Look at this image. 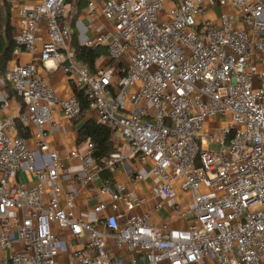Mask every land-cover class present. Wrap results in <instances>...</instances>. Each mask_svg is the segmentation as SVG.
<instances>
[{
	"label": "built area",
	"instance_id": "1",
	"mask_svg": "<svg viewBox=\"0 0 264 264\" xmlns=\"http://www.w3.org/2000/svg\"><path fill=\"white\" fill-rule=\"evenodd\" d=\"M18 1L6 0L19 17L18 49L33 53L45 25L41 61H56L86 92L96 122L130 146L138 180L157 183L150 199L133 197L102 177L119 154L101 167L91 142L66 157L53 151L47 128H59L58 114L79 118L76 95L62 99L34 63L0 73V110L10 89L23 102L0 123V249L11 251L1 264H64L58 229L83 239L71 264H264V0H90L85 30L107 26L82 45L105 48L115 62L95 75L74 58L66 0ZM211 8L233 9L242 26L226 12L206 18ZM17 122L35 129L36 148ZM22 173L36 184H20ZM82 190L91 216L79 214ZM178 192L192 194L172 205L186 228L137 214Z\"/></svg>",
	"mask_w": 264,
	"mask_h": 264
},
{
	"label": "crops",
	"instance_id": "2",
	"mask_svg": "<svg viewBox=\"0 0 264 264\" xmlns=\"http://www.w3.org/2000/svg\"><path fill=\"white\" fill-rule=\"evenodd\" d=\"M5 2L4 0H0V14L3 16L2 17L0 15V24H2V18H5V14L8 13L10 24L13 29V35L15 38L20 29L19 17L16 14L14 8H12V6H10L7 2V5H5ZM37 2L38 0H19L18 7L31 8ZM89 2L90 0H84L82 1V3H80V0H78L76 4V15L71 18V23H67L73 36L76 33L73 29H77V38L81 45L83 44V40L85 37L93 40L96 34L102 31L107 26L104 23H99L96 31L89 32L85 30V26L88 23L85 14L88 9ZM97 2L100 4V0H97ZM224 12H226L230 16L231 21L235 26H237L238 28L242 26L238 21L237 13L233 9L211 8L210 10H208L206 18L214 22H219V17ZM38 35L43 41L46 40L45 25H41ZM42 40L37 43V49L33 53H29L25 50H20L17 48L14 51L12 60L9 61L5 67H3L0 63L1 73L6 74L8 73V71L19 65L34 63L38 66L39 76L44 79L62 99H68L74 95L75 86L71 79L61 71V69L59 68V64L56 61H48L46 63L41 61ZM110 66H115V62L110 59L109 54L107 59H100L97 62L98 70ZM9 94L10 98L7 101L6 109L0 110V123L9 116L18 115V113L23 110L22 100L16 97L11 89L9 91ZM96 118V113L92 108L84 119L77 118L75 120H68L65 119L63 115L58 114L56 117V121L59 124V128L57 130H53L49 126L46 131L47 141L51 149L53 151H56L62 157H66V155L73 150H83L85 144L78 143L79 131L87 121L93 120L96 122ZM20 128L26 130L24 131V134L26 133L27 136H23L22 134H20ZM16 129L19 136L26 138L30 146L32 148H36L34 141L35 129L33 127L26 126L20 122H17ZM113 140L116 153L121 156L122 160L114 167L107 169L113 173L112 179L103 178V180H109L112 185H123L125 187V194H129L133 197L146 196L150 199L152 188L157 183V179L154 177H147L145 179L138 180L137 171L141 169V165L139 164L138 160L132 156L130 146L121 137L113 138ZM63 160L66 165L72 166L74 169H77L78 165L76 163L70 162L65 158ZM145 168L148 169V166H146ZM18 182L26 187H32L36 184L35 178L25 173L19 174ZM97 186H99V184H97ZM187 196L188 195L186 194L178 192L172 197V199L163 203V207H161L160 209L156 208L157 203L160 202L159 200H149L145 206L137 210V214L144 215L146 213H150L151 222L156 227H160L164 223H169L176 228L184 229L188 226L189 223L188 221L180 220L173 215L172 205L176 202L184 205L188 198ZM88 197V193L85 190H82L78 201V211L79 214H82L83 216L93 215L92 210L94 207V202L89 201ZM57 232L60 239L68 243L67 249H64V251L62 250L63 253L60 256V261L64 264H71L70 256L74 251L77 250L80 253L85 252L83 239H73L69 235V233L60 231L59 229L57 230ZM17 247L19 248L20 245L18 244ZM10 256L11 251H3L0 249V264L4 260L10 258Z\"/></svg>",
	"mask_w": 264,
	"mask_h": 264
},
{
	"label": "trees",
	"instance_id": "3",
	"mask_svg": "<svg viewBox=\"0 0 264 264\" xmlns=\"http://www.w3.org/2000/svg\"><path fill=\"white\" fill-rule=\"evenodd\" d=\"M71 1L72 0H66V4H71ZM82 1L84 0H80V3H82ZM5 5H7L6 2ZM2 20V24H0V63L5 67L6 64L12 60L14 51L18 48V45L13 35L9 14L6 13L5 18H2ZM71 45L77 64L87 69L90 74L95 75L98 72L97 62L103 56V47H86L81 45L78 41L77 33H75L74 36L72 35ZM74 94L81 105L79 118L84 119L91 111V101L84 90L74 87ZM24 131L26 130L20 128V134L27 136L26 133L24 134ZM87 142L93 144L94 160L101 167H105L106 162L116 153L111 131L93 120L87 121L79 131L78 143L86 144ZM112 175L113 173L107 169H104L102 173L103 178L112 179Z\"/></svg>",
	"mask_w": 264,
	"mask_h": 264
},
{
	"label": "rangeland",
	"instance_id": "4",
	"mask_svg": "<svg viewBox=\"0 0 264 264\" xmlns=\"http://www.w3.org/2000/svg\"><path fill=\"white\" fill-rule=\"evenodd\" d=\"M77 2H78V0H72L71 4L68 5L67 16H66V22L68 24L71 23V18L76 15V9H77L76 4H77ZM73 30L78 34L77 29H73ZM102 51H103V56L101 59H107L108 54H107L106 50L103 48ZM217 135H220V132ZM187 197L188 198L192 197V194H189ZM194 208H195V204H194V202H191L188 205V210L192 211Z\"/></svg>",
	"mask_w": 264,
	"mask_h": 264
}]
</instances>
